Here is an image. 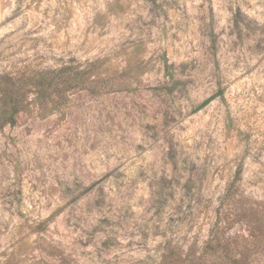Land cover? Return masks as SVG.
Returning a JSON list of instances; mask_svg holds the SVG:
<instances>
[{
    "label": "rangeland",
    "instance_id": "rangeland-1",
    "mask_svg": "<svg viewBox=\"0 0 264 264\" xmlns=\"http://www.w3.org/2000/svg\"><path fill=\"white\" fill-rule=\"evenodd\" d=\"M65 66L114 89L0 127V264H264V0H0V76Z\"/></svg>",
    "mask_w": 264,
    "mask_h": 264
},
{
    "label": "trees",
    "instance_id": "trees-1",
    "mask_svg": "<svg viewBox=\"0 0 264 264\" xmlns=\"http://www.w3.org/2000/svg\"><path fill=\"white\" fill-rule=\"evenodd\" d=\"M88 74L89 71L65 66L59 70L37 71L31 75H1L0 127L16 123L17 115L28 108L26 96L29 93H34L37 99L45 96L56 98L58 104H63L68 100V93L73 90L109 92L114 89L94 85L97 82L88 80ZM219 96H223V90L219 92ZM213 99L204 101L198 110L206 107Z\"/></svg>",
    "mask_w": 264,
    "mask_h": 264
}]
</instances>
